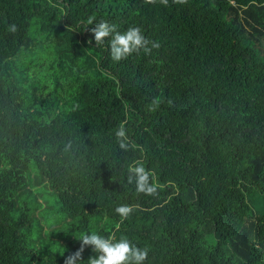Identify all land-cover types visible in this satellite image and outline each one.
Returning <instances> with one entry per match:
<instances>
[{"label":"trees","instance_id":"16d2710c","mask_svg":"<svg viewBox=\"0 0 264 264\" xmlns=\"http://www.w3.org/2000/svg\"><path fill=\"white\" fill-rule=\"evenodd\" d=\"M89 18L160 47L114 62ZM82 232L144 264H264V0H0V264H63Z\"/></svg>","mask_w":264,"mask_h":264},{"label":"clouds","instance_id":"9594fccd","mask_svg":"<svg viewBox=\"0 0 264 264\" xmlns=\"http://www.w3.org/2000/svg\"><path fill=\"white\" fill-rule=\"evenodd\" d=\"M159 2L163 6H168L169 0H144L145 4L155 5ZM173 3L184 4L186 0H173ZM88 25H94L90 31L94 38L95 47L105 45L107 41L110 58L114 62L125 60L132 55H150L153 49L160 47L158 42L147 38L139 26L129 27L126 31H118V26L110 23L106 19L95 21L89 18ZM88 27L85 28L87 30ZM16 25L8 26L10 33L16 32ZM88 43H93L89 40ZM159 99H153L147 106L148 111L153 112L159 106ZM117 143L121 150L128 151L129 143L124 127L117 129ZM70 147V146H68ZM152 173L146 169L143 163L135 161L129 166L127 183L134 185L138 194L145 196H155L157 186L151 182ZM134 207L128 204H121L114 209L119 217L120 223L126 221L133 213ZM80 242L79 248L69 253L64 258L63 264H81L82 253L86 248H90L94 253L90 256L87 264H144L149 255L148 248H141L133 244L127 237L116 238L115 234L101 235L97 232H82L77 239Z\"/></svg>","mask_w":264,"mask_h":264},{"label":"rangeland","instance_id":"374dc122","mask_svg":"<svg viewBox=\"0 0 264 264\" xmlns=\"http://www.w3.org/2000/svg\"><path fill=\"white\" fill-rule=\"evenodd\" d=\"M38 199H39V202H41L43 204L42 200L40 198H38ZM255 200H256V197H255ZM36 214H37V212L35 213V216H36ZM42 227H43V229L45 228L44 226H42Z\"/></svg>","mask_w":264,"mask_h":264}]
</instances>
